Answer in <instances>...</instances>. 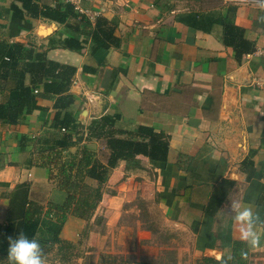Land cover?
Returning a JSON list of instances; mask_svg holds the SVG:
<instances>
[{"label": "crops", "instance_id": "obj_1", "mask_svg": "<svg viewBox=\"0 0 264 264\" xmlns=\"http://www.w3.org/2000/svg\"><path fill=\"white\" fill-rule=\"evenodd\" d=\"M13 3L0 0V42L33 45L47 50L50 60L77 68L70 94L81 124L88 127L112 116L119 137L148 128L168 142L166 161L143 155L131 164L122 160L109 180L141 175L153 185L166 214L191 232L196 253L221 262L233 257V244L243 241L230 203L252 207L264 221V84H257L264 81V55L259 54L264 51V9L232 0L86 1L83 15L93 24L107 20L118 44L93 51L91 37L81 35L83 49L75 52L61 45L74 34L70 28L15 19ZM222 18L244 30L254 52L238 57L224 43ZM7 92L0 93V103ZM54 103L55 98H39L43 110L17 126L0 121V225L9 224V196L16 187L29 184L35 200L53 191L38 150L42 140L62 136L51 126ZM82 144L100 145L92 150L107 163L106 140ZM226 181L232 184H223L225 202L210 216L207 207ZM258 231L264 233V225ZM245 248L248 264H264V235L259 247Z\"/></svg>", "mask_w": 264, "mask_h": 264}, {"label": "trees", "instance_id": "obj_2", "mask_svg": "<svg viewBox=\"0 0 264 264\" xmlns=\"http://www.w3.org/2000/svg\"><path fill=\"white\" fill-rule=\"evenodd\" d=\"M19 3L20 5H18ZM15 19H43L64 25L74 33L62 41L64 49L81 52V35L91 37L93 51L110 49L118 44L115 27L98 18L92 21L64 2L51 5L43 0H14L11 6ZM73 23V24H71ZM223 40L235 49L238 57L254 52L253 44L244 39V30L229 18H222ZM47 50L37 51L36 47L23 43L0 42V93L8 91L0 103V121L10 127L19 125L35 110H43L39 98H55L56 114L51 126L63 132L57 138L41 141V167L49 170L56 167L58 173L50 178L56 187L65 193L63 202L43 201L30 198V185L25 183L15 188L9 196L7 213L8 226L0 225V264H9L8 237L23 233L29 240H37L44 250V257L71 242L61 238L62 230L70 217L91 220L103 199L105 186L119 162H136L143 155L151 160H167L168 142L162 134L152 129L140 128L137 133H124L119 137L114 130L116 118L106 116L86 127L74 115V97L70 94L77 68L50 60ZM29 77V83H27ZM87 130V133H86ZM122 135V134H120ZM106 140L109 149L107 163L101 162L97 154L84 141ZM23 142L28 138H22ZM137 163L134 164V167ZM129 165V164H128ZM131 167L128 166L129 170ZM51 172V171H50ZM93 181V182H92ZM221 183L207 207V214L216 215L227 197L226 188ZM97 187H93V186ZM244 242L233 244L231 264H248V253ZM241 249L246 255L241 256ZM43 257V258H44ZM108 264V262H107ZM199 264H222L212 257L203 256Z\"/></svg>", "mask_w": 264, "mask_h": 264}, {"label": "rangeland", "instance_id": "obj_3", "mask_svg": "<svg viewBox=\"0 0 264 264\" xmlns=\"http://www.w3.org/2000/svg\"><path fill=\"white\" fill-rule=\"evenodd\" d=\"M51 167L46 170L53 191L42 199L63 202L65 193L50 178L58 171ZM102 191L91 220L72 216L66 222L61 238L72 245L47 254L45 264H199L203 256L196 253L193 235L166 214L153 185L141 175H119Z\"/></svg>", "mask_w": 264, "mask_h": 264}, {"label": "clouds", "instance_id": "obj_4", "mask_svg": "<svg viewBox=\"0 0 264 264\" xmlns=\"http://www.w3.org/2000/svg\"><path fill=\"white\" fill-rule=\"evenodd\" d=\"M259 6L264 9V0H259ZM228 211L235 214L233 220L237 226L239 239L251 247H259L261 237L264 235L258 231V228L264 225L259 214L254 213L252 207L242 205L238 201L231 202ZM8 245L9 264H45L44 250L37 240H29L23 233H19L15 238L8 237ZM240 254L246 255L243 249ZM232 259L233 257L229 256L222 264H228Z\"/></svg>", "mask_w": 264, "mask_h": 264}, {"label": "built area", "instance_id": "obj_5", "mask_svg": "<svg viewBox=\"0 0 264 264\" xmlns=\"http://www.w3.org/2000/svg\"><path fill=\"white\" fill-rule=\"evenodd\" d=\"M55 1L70 4L80 14H86L87 11L83 8V3L86 1H93V0H55ZM232 1H234V2L235 1H237V2L238 1H246V2H251L252 4H255V3L259 4V0H232ZM259 54L261 56L264 55V51L263 50L259 51ZM257 84L262 85V84H264V81L259 80V82Z\"/></svg>", "mask_w": 264, "mask_h": 264}]
</instances>
